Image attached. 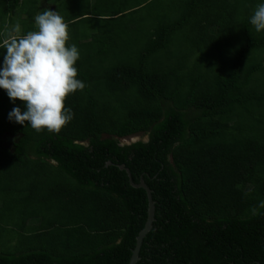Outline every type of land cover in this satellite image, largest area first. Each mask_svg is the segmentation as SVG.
<instances>
[{"label":"trees","instance_id":"trees-1","mask_svg":"<svg viewBox=\"0 0 264 264\" xmlns=\"http://www.w3.org/2000/svg\"><path fill=\"white\" fill-rule=\"evenodd\" d=\"M175 3L0 0V43L56 10L86 84L58 134L0 89V264H129L140 181L136 264H264V0Z\"/></svg>","mask_w":264,"mask_h":264},{"label":"clouds","instance_id":"clouds-1","mask_svg":"<svg viewBox=\"0 0 264 264\" xmlns=\"http://www.w3.org/2000/svg\"><path fill=\"white\" fill-rule=\"evenodd\" d=\"M34 22L35 30L24 35L19 22L11 28L5 25L0 43L6 50L0 67V89L12 102L19 100L25 105L24 111L14 107L9 112L10 121L20 125L27 122L37 132L46 129L58 134L74 118L72 109L65 107L66 99L86 87L77 79L75 64L80 53L76 45H68L69 25L56 10L45 8ZM250 23L256 32L264 30V3L256 6ZM122 140L121 144L130 142ZM260 208H264V201L252 209L253 214L259 215Z\"/></svg>","mask_w":264,"mask_h":264},{"label":"water","instance_id":"water-1","mask_svg":"<svg viewBox=\"0 0 264 264\" xmlns=\"http://www.w3.org/2000/svg\"><path fill=\"white\" fill-rule=\"evenodd\" d=\"M136 140H138V139H134V140L130 139L129 141L134 142ZM146 140H147V138H144V141H146ZM132 185L137 186V187L140 186V187L144 188L146 193H147V196H148L147 220H146V223L144 225V228L140 231L139 235L136 238V245H135V248L132 252V256L130 258V261H129V264H136V262L139 259L138 253H139V249H140L142 240H143L145 234L151 229V225H152V222L154 220V202L152 201V198H151L150 189L144 184L143 181H140V183L137 185L132 183Z\"/></svg>","mask_w":264,"mask_h":264},{"label":"rangeland","instance_id":"rangeland-1","mask_svg":"<svg viewBox=\"0 0 264 264\" xmlns=\"http://www.w3.org/2000/svg\"><path fill=\"white\" fill-rule=\"evenodd\" d=\"M163 1L166 2L167 5H170V3H174V17H177L179 11H178V6H176L175 0H163ZM121 2L122 1H119V3H121ZM118 7H120V6L118 5ZM143 138H146V136L137 135V136H134V138H132V140H134V139H143ZM129 140H122V141H124V142L128 141L129 142Z\"/></svg>","mask_w":264,"mask_h":264}]
</instances>
